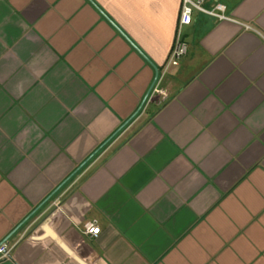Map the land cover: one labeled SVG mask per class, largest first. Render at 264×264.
Wrapping results in <instances>:
<instances>
[{"label": "crops", "instance_id": "obj_1", "mask_svg": "<svg viewBox=\"0 0 264 264\" xmlns=\"http://www.w3.org/2000/svg\"><path fill=\"white\" fill-rule=\"evenodd\" d=\"M220 1L163 96L182 0H0V264H264V0Z\"/></svg>", "mask_w": 264, "mask_h": 264}, {"label": "built area", "instance_id": "obj_2", "mask_svg": "<svg viewBox=\"0 0 264 264\" xmlns=\"http://www.w3.org/2000/svg\"><path fill=\"white\" fill-rule=\"evenodd\" d=\"M211 5L209 6L208 4ZM195 11H200L218 18H226V6L220 0H182L181 13L177 28V34L174 46L171 50L167 62L164 64L162 72L158 73L157 80L152 88V94H161L166 96L164 89L161 87V82L165 73L172 66H177L188 52V42L186 41L183 28L192 23L193 14ZM85 231L91 236H98L101 232V227L96 221L87 223ZM12 247L8 242L0 244V258L7 257L11 253Z\"/></svg>", "mask_w": 264, "mask_h": 264}, {"label": "water", "instance_id": "obj_3", "mask_svg": "<svg viewBox=\"0 0 264 264\" xmlns=\"http://www.w3.org/2000/svg\"><path fill=\"white\" fill-rule=\"evenodd\" d=\"M158 71H159V70H158V68H157V74H156L155 80H154V82H153V84H152V86H151V88H150V90H149V92H148L147 95H149L150 91L152 90V88H153V86H154V84H155V82H156V80H157L158 73H159Z\"/></svg>", "mask_w": 264, "mask_h": 264}]
</instances>
